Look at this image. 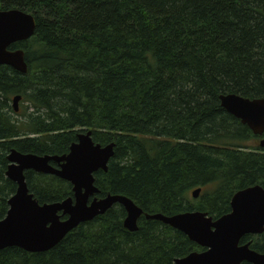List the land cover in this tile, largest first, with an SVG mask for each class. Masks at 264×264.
Here are the masks:
<instances>
[{"label":"trees","instance_id":"1","mask_svg":"<svg viewBox=\"0 0 264 264\" xmlns=\"http://www.w3.org/2000/svg\"><path fill=\"white\" fill-rule=\"evenodd\" d=\"M11 8L36 27L10 47L24 51L27 72L0 65V219L16 191L10 151L63 156L86 132L114 145L94 196H125L144 214L216 219L236 191L264 188V149L243 146L260 137L219 101L264 97V0H0ZM15 96L28 106L16 112ZM25 180L39 204L73 197L54 175L25 171ZM125 216L113 205L48 251L0 250V264H174L203 250L144 215L129 231ZM248 241L264 251L263 237Z\"/></svg>","mask_w":264,"mask_h":264},{"label":"water","instance_id":"2","mask_svg":"<svg viewBox=\"0 0 264 264\" xmlns=\"http://www.w3.org/2000/svg\"><path fill=\"white\" fill-rule=\"evenodd\" d=\"M35 18L21 9L0 10V65L27 72L22 49L9 50L34 34ZM20 96L13 98L18 111ZM220 106L246 125L254 135L261 136L258 146L264 149V97L249 98L235 93L221 94ZM113 143L95 144L91 133H79L77 141L63 156L23 154L11 150L7 155L5 175L16 184L15 193L8 199V210L0 219V250L18 247L26 252H45L56 246L80 224L103 215L114 204H120L126 217L123 226L137 230V220L143 210L122 195L109 194L103 198L94 195V173L106 171L114 154ZM53 161L55 166L50 162ZM54 175L72 185L73 197L61 202L39 204L29 193L25 171ZM200 188L191 192L198 198ZM230 212L213 219L199 210L172 216L161 213L145 214L147 219L161 221L184 233L189 240L202 247L174 260V264H264V253L241 243L249 234H264V188L249 186L236 191L230 201ZM64 217V218H62Z\"/></svg>","mask_w":264,"mask_h":264},{"label":"rangeland","instance_id":"3","mask_svg":"<svg viewBox=\"0 0 264 264\" xmlns=\"http://www.w3.org/2000/svg\"><path fill=\"white\" fill-rule=\"evenodd\" d=\"M12 104H13V102H12ZM17 105H18L19 110H21V109L23 110V109H25L28 106L27 102H24V101L21 102V100L18 101ZM256 143L258 144V141L250 140V141H247V142L243 143L244 144L243 146H245L248 149H251L252 147H254V145H256ZM202 194H203V191L201 189V191L199 192V196L202 195ZM193 199H196V198H193Z\"/></svg>","mask_w":264,"mask_h":264},{"label":"flooded vegetation","instance_id":"4","mask_svg":"<svg viewBox=\"0 0 264 264\" xmlns=\"http://www.w3.org/2000/svg\"><path fill=\"white\" fill-rule=\"evenodd\" d=\"M16 43H18V42H16ZM256 141H258V143H259V140H258V139H256ZM114 205H115V204H114ZM230 210H231V208H230ZM246 236H251V237H253V238L261 236V237L264 238V234H249V235H246ZM250 241H252V240H250ZM244 243H246V242H244ZM250 247H251V243H250ZM252 249H253V248H252ZM253 250H255V249H253ZM255 251H257V250H255ZM257 252H259V253H264V251H257ZM242 264H252V263L244 262V263H242Z\"/></svg>","mask_w":264,"mask_h":264},{"label":"bare ground","instance_id":"5","mask_svg":"<svg viewBox=\"0 0 264 264\" xmlns=\"http://www.w3.org/2000/svg\"><path fill=\"white\" fill-rule=\"evenodd\" d=\"M35 32V31H34ZM17 71V70H16ZM225 94V93H224ZM90 131V130H89ZM86 132V131H85ZM92 132V131H91ZM87 133V132H86ZM92 137V136H91ZM94 142V141H93ZM100 145V144H99ZM102 146V145H101ZM106 146V145H105ZM11 152V151H10ZM199 196V195H198ZM145 214H147V213H145ZM145 214L143 213L142 215H144V217H145ZM154 214H156V213H154ZM141 215V216H142ZM149 215H151V214H149ZM166 216V215H165ZM126 217V216H125ZM125 219V218H124ZM147 219V218H146Z\"/></svg>","mask_w":264,"mask_h":264}]
</instances>
